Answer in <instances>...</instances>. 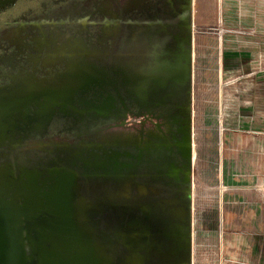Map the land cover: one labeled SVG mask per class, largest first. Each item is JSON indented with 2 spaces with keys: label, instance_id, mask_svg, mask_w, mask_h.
<instances>
[{
  "label": "flooded vegetation",
  "instance_id": "1",
  "mask_svg": "<svg viewBox=\"0 0 264 264\" xmlns=\"http://www.w3.org/2000/svg\"><path fill=\"white\" fill-rule=\"evenodd\" d=\"M194 15L195 0H0V173L66 169L87 200L122 205L108 221L147 225L155 244L182 223ZM105 126L123 137L99 158Z\"/></svg>",
  "mask_w": 264,
  "mask_h": 264
},
{
  "label": "water",
  "instance_id": "2",
  "mask_svg": "<svg viewBox=\"0 0 264 264\" xmlns=\"http://www.w3.org/2000/svg\"><path fill=\"white\" fill-rule=\"evenodd\" d=\"M121 132L99 128L94 143L99 158L105 156V144L122 140ZM187 160L182 223L170 226L168 233L159 228L156 244L147 225L142 236H133L130 224L108 221V212L121 210L122 205L113 198L87 200L77 176L66 169H56L45 181L31 174L15 177L1 172L0 264H149L155 248L157 264H193L191 120Z\"/></svg>",
  "mask_w": 264,
  "mask_h": 264
},
{
  "label": "rangeland",
  "instance_id": "3",
  "mask_svg": "<svg viewBox=\"0 0 264 264\" xmlns=\"http://www.w3.org/2000/svg\"><path fill=\"white\" fill-rule=\"evenodd\" d=\"M243 1L195 0L193 264H224L227 257L223 249L227 232L224 197L233 192L222 175L223 87L233 75L227 54L235 37L249 38L256 33L240 19ZM261 190L264 203V186ZM257 192L256 184L244 189L249 200V195L256 199Z\"/></svg>",
  "mask_w": 264,
  "mask_h": 264
},
{
  "label": "crops",
  "instance_id": "4",
  "mask_svg": "<svg viewBox=\"0 0 264 264\" xmlns=\"http://www.w3.org/2000/svg\"><path fill=\"white\" fill-rule=\"evenodd\" d=\"M242 4L240 19L256 33L235 37L227 54L233 75L223 87L222 175L233 192L224 197V264H264V0ZM255 184L249 200L244 189Z\"/></svg>",
  "mask_w": 264,
  "mask_h": 264
}]
</instances>
